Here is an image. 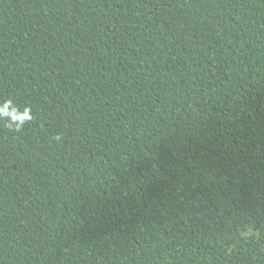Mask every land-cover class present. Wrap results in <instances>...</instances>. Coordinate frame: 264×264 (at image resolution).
Listing matches in <instances>:
<instances>
[{
	"label": "trees",
	"instance_id": "16d2710c",
	"mask_svg": "<svg viewBox=\"0 0 264 264\" xmlns=\"http://www.w3.org/2000/svg\"><path fill=\"white\" fill-rule=\"evenodd\" d=\"M7 99L0 264H264V0H0Z\"/></svg>",
	"mask_w": 264,
	"mask_h": 264
},
{
	"label": "clouds",
	"instance_id": "9594fccd",
	"mask_svg": "<svg viewBox=\"0 0 264 264\" xmlns=\"http://www.w3.org/2000/svg\"><path fill=\"white\" fill-rule=\"evenodd\" d=\"M32 119L33 115L30 107L25 106L21 110L11 99H7L0 103V121H4L5 127L9 130L21 132ZM53 139L60 141L61 136L57 134Z\"/></svg>",
	"mask_w": 264,
	"mask_h": 264
}]
</instances>
